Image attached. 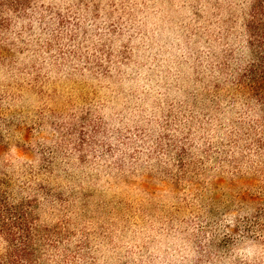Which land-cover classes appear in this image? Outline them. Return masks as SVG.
<instances>
[{"label": "rangeland", "instance_id": "rangeland-1", "mask_svg": "<svg viewBox=\"0 0 264 264\" xmlns=\"http://www.w3.org/2000/svg\"><path fill=\"white\" fill-rule=\"evenodd\" d=\"M264 0H0V264H264Z\"/></svg>", "mask_w": 264, "mask_h": 264}, {"label": "trees", "instance_id": "trees-1", "mask_svg": "<svg viewBox=\"0 0 264 264\" xmlns=\"http://www.w3.org/2000/svg\"><path fill=\"white\" fill-rule=\"evenodd\" d=\"M263 32V35H264V31ZM264 53V44H263V52ZM263 64H264V59H263ZM253 88L252 90H258V89H261V86H264V66H263V71L260 72V75H259V79H254L253 81Z\"/></svg>", "mask_w": 264, "mask_h": 264}]
</instances>
